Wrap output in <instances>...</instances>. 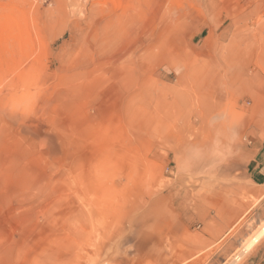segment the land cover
<instances>
[{
  "label": "rangeland",
  "instance_id": "obj_1",
  "mask_svg": "<svg viewBox=\"0 0 264 264\" xmlns=\"http://www.w3.org/2000/svg\"><path fill=\"white\" fill-rule=\"evenodd\" d=\"M260 225L264 0H0V264H264Z\"/></svg>",
  "mask_w": 264,
  "mask_h": 264
},
{
  "label": "crops",
  "instance_id": "obj_2",
  "mask_svg": "<svg viewBox=\"0 0 264 264\" xmlns=\"http://www.w3.org/2000/svg\"><path fill=\"white\" fill-rule=\"evenodd\" d=\"M233 68V66L231 65V66H226V69H232ZM240 69H241V73H244V72H247V73H245V75L243 76V74L241 75V77H240V79H244V81H245V83H244V85L247 83V82H251V81H253V79H255L256 78V72L255 71H252V69H250V66H248V65H245V66H241L240 67ZM246 70V71H245ZM239 83V82H238ZM238 83H236V85L238 84ZM244 85H243V83H242V85H241V88L239 89V88H233L232 90H234L233 91V93H232V95L234 94L235 96H236V98H237V101H238V99L239 98H241V100L243 99V97H242V90H243V88H244ZM225 91H227V89L225 88ZM219 95H217L216 96V98H217V104L220 102V100H222V99H227L228 97L226 96L227 94H225V95H223L222 93H218ZM216 127H217V124H215V128H210V130H209V133H211V132H215V131H218V129H216ZM261 228V227H260ZM260 230V229H259ZM258 230V231H259ZM257 231V232H258ZM256 234V233H255ZM254 234V235H255ZM253 237V236H252ZM251 237V238H252ZM250 240V239H249ZM260 240V239H259ZM258 240V241H259ZM257 241V242H258ZM256 242V243H257ZM247 243V242H246ZM255 243V244H256ZM243 247V246H242ZM253 248V247H252ZM251 250V249H250ZM240 253V252H239Z\"/></svg>",
  "mask_w": 264,
  "mask_h": 264
},
{
  "label": "bare ground",
  "instance_id": "obj_3",
  "mask_svg": "<svg viewBox=\"0 0 264 264\" xmlns=\"http://www.w3.org/2000/svg\"><path fill=\"white\" fill-rule=\"evenodd\" d=\"M260 226H261L260 230L256 232V234L254 233L255 235H252L253 237L251 236L252 238H250V240L243 245L241 252L236 254L234 261L239 260L242 254L248 252L255 245V243L264 235V225L263 226L260 225Z\"/></svg>",
  "mask_w": 264,
  "mask_h": 264
}]
</instances>
